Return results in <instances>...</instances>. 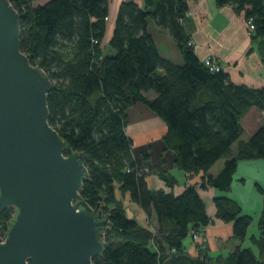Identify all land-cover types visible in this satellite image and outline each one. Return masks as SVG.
I'll use <instances>...</instances> for the list:
<instances>
[{
	"label": "trees",
	"instance_id": "1",
	"mask_svg": "<svg viewBox=\"0 0 264 264\" xmlns=\"http://www.w3.org/2000/svg\"><path fill=\"white\" fill-rule=\"evenodd\" d=\"M19 13L20 50L30 64L52 81L47 95L48 122L73 151L87 156L89 179L81 195L91 207L109 215L102 256L92 264H264V188L258 221L259 236L252 248L237 245L215 262L207 242L195 243L212 223L198 189L229 192L240 161L264 159V125L248 141L241 120L251 109L264 112V89L231 82L221 69L212 72L194 52L188 31L186 0H124L117 11L104 52L108 0H9ZM252 20L254 39H260L264 58V0H216ZM168 32L183 59L182 65L164 59L148 21ZM151 92L155 93L150 97ZM143 104L167 127L162 141L174 153L173 166L197 178L176 195L177 181L166 171L159 177L170 190H153L133 157L126 134L127 111ZM146 161V157H143ZM220 160L215 176L209 170ZM128 195L146 215L140 224L128 216L118 198ZM216 218L232 224V239L243 242L252 218L229 197L214 198ZM14 210L0 212V236ZM155 218V225L149 219ZM147 221V223H146ZM194 247L189 253L186 241Z\"/></svg>",
	"mask_w": 264,
	"mask_h": 264
},
{
	"label": "water",
	"instance_id": "2",
	"mask_svg": "<svg viewBox=\"0 0 264 264\" xmlns=\"http://www.w3.org/2000/svg\"><path fill=\"white\" fill-rule=\"evenodd\" d=\"M49 77L20 50L19 13L0 0V212L12 208L0 264H92L111 227L81 195L87 156L48 122Z\"/></svg>",
	"mask_w": 264,
	"mask_h": 264
},
{
	"label": "crops",
	"instance_id": "3",
	"mask_svg": "<svg viewBox=\"0 0 264 264\" xmlns=\"http://www.w3.org/2000/svg\"><path fill=\"white\" fill-rule=\"evenodd\" d=\"M48 0L42 1V4ZM108 22L104 37V52L111 54V39L116 14L124 0H108ZM143 6L144 0H134ZM192 16L189 17L188 33L194 52L200 60L211 56L229 75L232 83L255 89H264V58L260 52V39L248 35L244 12H236L230 6H217L216 0H186ZM36 5H42L35 3ZM148 32L153 36L160 55L177 65L183 64L182 56L167 31L156 26L153 20L148 21ZM150 97L155 93L151 92ZM128 125L126 134L132 141V153L137 164L146 175V182L153 190H170L181 194L185 187L196 183L195 177L188 176L173 166L175 155L167 150L162 141L167 132L166 124L143 104H135L127 111ZM130 116V119H129ZM264 125V112L251 108L242 118V141H248L253 133ZM146 157V161L143 160ZM224 160L218 161L207 173L215 176L222 169ZM166 171L175 178L177 184L168 189L159 177ZM264 188V159L240 161L229 192H220L211 187L198 189L206 213L212 223L205 228L208 256L215 262L218 257L227 256L237 245L252 248L251 238L259 236L258 221L262 210V195L257 188ZM226 196L236 201L242 212L252 218V223L243 242L232 239V224L216 218L214 198ZM118 198L124 203L128 216L146 219L144 212L130 202L128 195ZM131 207V208H130ZM136 217V218H137ZM144 220H142L144 223ZM152 221L155 223L154 216ZM156 224V223H155ZM188 251L194 254V247L186 241Z\"/></svg>",
	"mask_w": 264,
	"mask_h": 264
},
{
	"label": "built area",
	"instance_id": "4",
	"mask_svg": "<svg viewBox=\"0 0 264 264\" xmlns=\"http://www.w3.org/2000/svg\"><path fill=\"white\" fill-rule=\"evenodd\" d=\"M186 15H187V17H191L192 12L188 11ZM246 23H247V31H248L249 35L252 36L254 34V31H255L253 21L250 19ZM190 44H192V43H190ZM203 62L208 67V69L212 72H217V71H220L222 69L221 65L216 61V59L211 57V56L205 58ZM196 185L199 186L200 183L198 182V183H196ZM5 239H6V233H5V235L0 236V243H3L5 241ZM193 239L195 240V243H198L200 245L207 242V237H206V235L204 236L203 234H200V235L194 234Z\"/></svg>",
	"mask_w": 264,
	"mask_h": 264
},
{
	"label": "rangeland",
	"instance_id": "5",
	"mask_svg": "<svg viewBox=\"0 0 264 264\" xmlns=\"http://www.w3.org/2000/svg\"><path fill=\"white\" fill-rule=\"evenodd\" d=\"M42 1H44V0H36V2L38 3V4H42ZM247 22V21H246ZM247 24V23H246ZM248 35H249V33H248ZM249 36H251V35H249ZM252 37V36H251ZM129 119H130V116H129ZM131 208V207H130ZM138 215L136 214V217H137ZM133 217V216H132ZM135 216H134V218L140 223V224H142L143 225V221L142 220H144V219H142V220H140L138 217L136 218ZM145 220H147V219H145ZM144 220V221H145ZM150 223H149V225L151 226V228H153L152 226H154L155 228H156V225L154 224V222L152 221V219H149L148 220ZM146 223H147V221H146Z\"/></svg>",
	"mask_w": 264,
	"mask_h": 264
}]
</instances>
